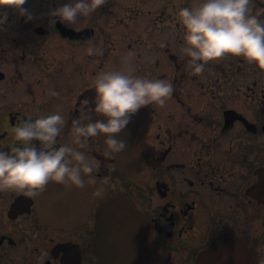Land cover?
I'll list each match as a JSON object with an SVG mask.
<instances>
[{"label": "flooded vegetation", "instance_id": "af4514ba", "mask_svg": "<svg viewBox=\"0 0 264 264\" xmlns=\"http://www.w3.org/2000/svg\"><path fill=\"white\" fill-rule=\"evenodd\" d=\"M66 2L26 0V14L0 5L5 150L18 143L13 129L21 120L57 110L66 117L57 143H71V121L94 103L96 75L132 50V42L116 44L107 20L114 12L123 22L122 0H104L72 24L52 15ZM173 9L162 42L133 43L141 46L139 75L174 85L165 105L142 107L128 124L132 131L147 123L135 168L127 158L131 167L119 169L91 138L82 150L98 166L84 188L53 180L32 195L0 189V264H99L96 224L106 205L108 264H200L202 254L204 264H264V84L223 86L208 79V65L194 73ZM98 37L102 54L89 53ZM139 242L147 244L142 259L132 252Z\"/></svg>", "mask_w": 264, "mask_h": 264}, {"label": "clouds", "instance_id": "9594fccd", "mask_svg": "<svg viewBox=\"0 0 264 264\" xmlns=\"http://www.w3.org/2000/svg\"><path fill=\"white\" fill-rule=\"evenodd\" d=\"M252 2L195 0L179 9L181 48L190 57L188 62L194 73H202L208 62L225 55L243 57L264 70V19L250 7ZM25 3L26 0H2L0 5H12L26 14L27 9L20 7ZM103 3L104 0H68L54 9L52 15L72 24ZM94 51L93 47L88 48L89 53ZM93 87L91 108L86 107L71 121V143H57L66 124V117L59 110L34 120H21L14 126V139L18 143L7 150L0 147V189H20L32 195L53 180L65 188H84L86 174L94 173L98 166L82 150L89 140L102 137V146L109 156L124 151L127 140L121 134L133 115L149 104L165 105L174 90L168 79L135 74L127 58L125 68L99 72Z\"/></svg>", "mask_w": 264, "mask_h": 264}, {"label": "rangeland", "instance_id": "374dc122", "mask_svg": "<svg viewBox=\"0 0 264 264\" xmlns=\"http://www.w3.org/2000/svg\"><path fill=\"white\" fill-rule=\"evenodd\" d=\"M122 8H118V16L122 17V21L116 18V14L113 12L111 18H107L110 23V31L112 38L116 41L118 46H124L128 42H132L129 46L132 48L127 55H119L112 58L113 67L110 69H122L126 67L127 60H135L132 64L135 68V73L139 75V54L141 53V46L133 43L144 42L145 45L154 42H162L164 31H159L161 27L166 25L170 15H174L173 5H175L179 11L181 7L192 5L195 0H122ZM253 11L261 15L264 19V0H254L250 5ZM138 13V14H137ZM137 17V18H136ZM118 28L119 30H117ZM159 32H158V31ZM166 35V34H165ZM163 36V37H162ZM101 37L97 38L95 45L91 46L96 52L102 54L100 48ZM241 64V68H239ZM210 67L208 73V79L219 80V83L223 86H232L234 82L238 85L239 82H252L257 81L260 85L264 84V70L259 69L254 64L248 62L243 57H235L232 55H225L210 61L207 64ZM250 70L248 71V66ZM214 70V71H213ZM225 93L230 88L223 87ZM231 94L233 95V87L231 88ZM246 88L243 87L242 91ZM223 92V94L225 95Z\"/></svg>", "mask_w": 264, "mask_h": 264}, {"label": "water", "instance_id": "95a60500", "mask_svg": "<svg viewBox=\"0 0 264 264\" xmlns=\"http://www.w3.org/2000/svg\"><path fill=\"white\" fill-rule=\"evenodd\" d=\"M131 122V121H130ZM147 132V123L145 122L144 126L141 127H137L132 131H129V125L127 126V128L124 130V132L121 134V136L123 138H125L127 140V147L124 149V151L114 155V158L116 159V163L117 166L119 168H124L125 166L131 167V163H129L127 165V158L133 159L131 161H134V165L133 168H135V157L138 155L142 144H143V139L144 136ZM101 143L103 141V138H100ZM133 164V163H132ZM110 206L106 205L104 207H102L99 212H98V222L96 224V230H97V250H98V254L100 256V262L99 264H108L106 257V237L108 234V223L106 221V214L109 210ZM146 251L145 254H147V244L142 245L140 242L135 245L132 248V252L134 253L133 255L136 257V259L139 258H143L141 252ZM147 256V255H145ZM146 260V257L144 258ZM201 259V263L200 264H204V254L201 255L200 257ZM133 263L136 264H145L142 262H137L135 261H131Z\"/></svg>", "mask_w": 264, "mask_h": 264}]
</instances>
